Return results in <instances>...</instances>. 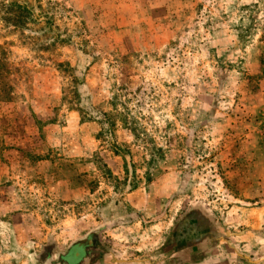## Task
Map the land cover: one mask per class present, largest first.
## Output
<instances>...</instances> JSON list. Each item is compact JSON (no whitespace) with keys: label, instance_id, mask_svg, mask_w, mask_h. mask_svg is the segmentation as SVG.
I'll list each match as a JSON object with an SVG mask.
<instances>
[{"label":"rangeland","instance_id":"obj_1","mask_svg":"<svg viewBox=\"0 0 264 264\" xmlns=\"http://www.w3.org/2000/svg\"><path fill=\"white\" fill-rule=\"evenodd\" d=\"M0 264H264V0H0Z\"/></svg>","mask_w":264,"mask_h":264}]
</instances>
